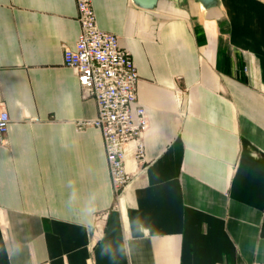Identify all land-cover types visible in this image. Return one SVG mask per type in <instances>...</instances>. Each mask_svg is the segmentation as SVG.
Wrapping results in <instances>:
<instances>
[{
    "label": "crops",
    "instance_id": "crops-1",
    "mask_svg": "<svg viewBox=\"0 0 264 264\" xmlns=\"http://www.w3.org/2000/svg\"><path fill=\"white\" fill-rule=\"evenodd\" d=\"M139 71L144 159L114 193L65 47L76 0H0V264H264V0H93Z\"/></svg>",
    "mask_w": 264,
    "mask_h": 264
},
{
    "label": "built area",
    "instance_id": "built-area-1",
    "mask_svg": "<svg viewBox=\"0 0 264 264\" xmlns=\"http://www.w3.org/2000/svg\"><path fill=\"white\" fill-rule=\"evenodd\" d=\"M80 34L74 48L65 47L64 64L77 77L84 99H93L97 115L80 122L79 128L101 131L114 193L119 197L131 183L127 168L129 144L135 157L144 159L142 134L148 126L147 111L139 102V71L131 52L114 33L98 25L93 0H76ZM11 119L0 109V139L8 132Z\"/></svg>",
    "mask_w": 264,
    "mask_h": 264
},
{
    "label": "water",
    "instance_id": "water-1",
    "mask_svg": "<svg viewBox=\"0 0 264 264\" xmlns=\"http://www.w3.org/2000/svg\"><path fill=\"white\" fill-rule=\"evenodd\" d=\"M138 6L146 8V9H152L156 7L159 0H133ZM201 2L205 8L209 9L212 7H215L217 4V0H197Z\"/></svg>",
    "mask_w": 264,
    "mask_h": 264
}]
</instances>
